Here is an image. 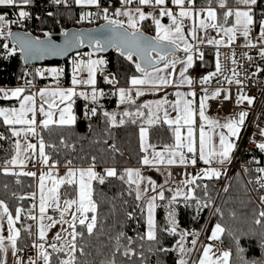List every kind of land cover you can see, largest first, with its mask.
Here are the masks:
<instances>
[{
    "label": "trees",
    "instance_id": "1",
    "mask_svg": "<svg viewBox=\"0 0 264 264\" xmlns=\"http://www.w3.org/2000/svg\"><path fill=\"white\" fill-rule=\"evenodd\" d=\"M99 1L104 6L111 8L116 6L114 0ZM233 4H238L237 0H227L228 6ZM17 5L23 6L22 0H18ZM24 6L36 7L39 14L43 16L42 20L35 19L33 21L40 27L37 35L41 37L45 34L62 33L73 27L95 25L87 23L84 19L82 21L76 19L78 9L74 5V0H66L62 3H56L55 0H31L28 5ZM195 7L217 9L218 25H230L233 21V18L230 17L228 22L224 23L225 9L219 8V0H195ZM0 14H6V20L10 21L7 9H0ZM253 14L254 20L259 23L261 13L253 10ZM139 28L154 35V26L148 19L140 22ZM3 33L0 35V86H43L53 82L55 78L63 84L70 83L73 64L69 62L68 58L62 61L65 63V69L58 77L51 73L46 78L44 74H40L42 73L40 68L49 66L52 69H57L56 66L62 62H46L42 67L24 65L18 50L10 45L7 32ZM176 51L185 53L180 49ZM202 53L203 58L197 57L195 63L196 71L201 73L199 76L211 73L216 69L215 50L207 48ZM92 54L105 61L101 73L106 72L115 77L116 85L108 83L106 78H99L101 87H113L111 92L114 93V97L111 99L101 98L98 105L87 103L81 97H77L75 99L77 117L75 124L72 126H50L47 129L41 126L37 137L43 138L45 152L50 156L49 161L55 162L59 167H67L68 160L72 161L71 167L90 166L92 157H95V169L100 175H105L104 169L106 168H115L118 176L124 175L126 169L142 165L141 160L144 152L141 149V127L148 130L149 144L156 150H164L166 146L174 145L175 137L172 130L174 127H169L163 121L149 125L147 119L150 113L147 108L143 107V103H119L115 89L128 86L133 76L141 75L135 69V64L138 63L135 56L132 61H129L126 56L121 55L120 51L111 50L105 53L94 51ZM170 57L174 58L168 56L167 59L169 60ZM163 64L162 62L159 66ZM28 81H31V84H28ZM13 102L16 104L17 101L0 99V106H10L14 104ZM91 107L97 108L96 116L85 115ZM137 110L143 111L145 116L136 117L134 114ZM105 111L116 113L117 121L123 119L124 123L112 126L108 118L103 115ZM125 111L133 113V115L124 117L122 113ZM132 120H135V123H132ZM0 137H3L0 138V201L8 206L14 219L16 210L24 209V212L20 214V219L15 221V225L21 233L17 240V247L21 249L19 252L25 254L27 248L37 242L36 220L28 218L27 215L31 211V214L36 216V207H32L35 205L32 196L37 191V180L36 176L5 173L4 169L11 167L8 162L14 158L16 141L12 135V126L5 124L1 117ZM61 140H63V144ZM50 145H55V148ZM112 145H115L117 150H113ZM204 166L203 163L201 167ZM247 176L254 177V174L249 173ZM224 180L223 176L219 179L197 180V185H208L207 194L202 187L191 186L195 188V195L198 199H211L209 207L202 208L199 213L194 207L195 200L186 202L181 197L173 205L176 209L178 222L177 232L199 234L198 238L191 234L185 238L184 247L186 249L193 247L191 240L194 238L197 239L198 244L183 258L187 262L190 259L189 264H196L201 259L203 247L215 224L220 223L225 228V232L219 242L223 243L222 248L225 247L231 252L229 264H245V261L248 264H264V218L259 217L261 208L247 187L240 171L232 169L223 184ZM225 188L228 190L224 191ZM92 189L93 200L96 203L94 215L97 218L93 234L88 235L84 227L77 224L76 231L84 232V236L77 237L76 251L72 253L65 249L60 252L53 251L51 247H48L50 264H61V261L70 258H74L75 264H111L112 261H115V264H179L181 259L180 235L163 231L169 226L167 205L172 196L164 193L165 199L156 201L154 218L157 225V239L149 241L146 238L140 239L147 232V213L145 203L135 199V185H129L126 179L106 177L104 184H99L98 180L95 181ZM186 204L189 206L186 207ZM215 209H219L220 212H216ZM129 213H131V218ZM256 219H261V224H256ZM117 237H119V241ZM129 237L132 239L131 244L127 239ZM127 247L135 250L136 254L124 256L123 252ZM81 248L84 249L83 254L79 250ZM161 248L168 249V251H160ZM238 248H243L244 252L240 253ZM241 256H243V260ZM0 257H3V253H0Z\"/></svg>",
    "mask_w": 264,
    "mask_h": 264
},
{
    "label": "snow or ice",
    "instance_id": "2",
    "mask_svg": "<svg viewBox=\"0 0 264 264\" xmlns=\"http://www.w3.org/2000/svg\"><path fill=\"white\" fill-rule=\"evenodd\" d=\"M31 0H22V5H28ZM56 3L66 2V0H55ZM126 3L132 2V0H125ZM137 2L141 5H153V6H164L167 3V0H137ZM173 4L180 8L179 18L173 14L172 11L167 8H162L160 11L161 16H168L172 21V26L165 27L161 24L159 19L153 17V21L156 25V35L153 38H149L144 35V33L139 28V23L146 20L148 17L137 8L136 15L134 16L131 11H116V16H126L128 18L127 29L125 28L124 22L120 20L110 19L107 12V9H104V19L108 22V27L103 34V39H95L93 42L96 45L98 51H104L105 47L115 45L121 52V55L126 56L129 61L133 60L134 56L139 57L140 63L135 64V69L141 75L139 77L133 76L130 80L131 88H119L118 96L121 104L125 102L135 103V100L132 97V92L135 90L136 96H143L145 92L142 90L143 88H150L152 90H160L162 87H166L172 83V81L168 78V76L161 75L163 71L172 67L175 69L176 59H173L171 62L168 61V56H174L176 50L181 48L183 45V51L187 54L186 61L182 60L180 63L186 64L179 75L183 79L180 80V84H188L191 85L192 81L185 76L188 67L192 66L193 63V44L188 42L187 37L184 35L183 31V20L185 18H194L198 15L195 9V0H171ZM18 0H0V6H16ZM77 4H89L95 5L99 7V0H76ZM238 4H242L245 6L244 10L239 9H229L227 5V0H219V7L226 9L224 12V23L228 22L230 17H234V25L232 27H224L223 25H218L217 23V12L212 7L207 9V21L205 19L199 20V28L203 30H207L208 28L217 29L219 32L223 34V36L227 37V42L225 40H216L209 39L207 42L209 44H213L216 46L224 45L230 46L237 37L239 33L242 35L246 41L245 47L255 49L257 48V43H254L250 39V35L252 32V26L256 23L254 20L253 14V6L257 5L258 0H237ZM190 5L191 7H186L185 5ZM204 10H200L199 14H203ZM91 13L87 14V16L82 17V19L90 16ZM29 16V12L21 10L19 12L20 18H26ZM4 15H0V35H3V26L7 24ZM131 29L132 31H128ZM8 35L11 36L12 33L9 31ZM67 36L68 33H65ZM74 37L78 36L80 38V43H83V37L86 35L84 33L73 34ZM192 39L198 40L199 42H203V40L198 37L197 29L193 27L192 29ZM259 42L261 43L259 56L261 59H264V18H262L259 22ZM5 47H7L5 45ZM23 50V49H22ZM31 50V49H29ZM14 51V49H13ZM153 53L156 54L158 59L153 57ZM247 55V54H245ZM200 58H203V53H200ZM247 59L251 61L253 57L251 55H247ZM163 62V69L159 67V64ZM231 63L233 65H237V61L234 58L231 59ZM105 64L104 60H91L89 59L87 62L80 61L73 66V77H72V88L68 89H60L56 91H49L48 89L40 90L37 94L39 95L41 101L46 103L48 106V110L41 105L39 109H37L36 104V96L32 94L24 95L25 88L17 87L14 90H5L0 88V96L4 99L15 98L20 100L19 108H0V117H3V122L9 126H12V135L15 137L21 136V131L16 130L15 126H21L24 136L31 134L33 136L38 135L37 133V120L36 113L39 111L43 114L45 119L42 121V128L47 129L50 126H67L73 125L76 122V115L73 112V105L75 100L73 99L76 96L82 97L86 101H90L92 104L98 105L100 98H102L105 93L103 90H97L96 88V72L101 66ZM83 70L87 71V79L78 78L77 74ZM51 73L54 76H59L62 73V69H51ZM232 72V78L225 77L229 84L236 83L237 85H242V81L238 79L239 73L236 70V67L230 69ZM264 71V69H258L256 73L253 75H258L259 72ZM221 72V65L219 61L216 65V73ZM213 73L212 75H216ZM43 75V73H40ZM107 79V78H106ZM209 78H205L204 83H207ZM108 83L115 84L117 81L113 76L112 79L107 80ZM31 84V81L27 82ZM78 85H90L91 92H77L76 86ZM221 92L219 90L213 92L211 95L207 93L201 98L199 102L198 115L199 118L203 121V124L199 128V137H198V147H197V139L194 133V125L196 124V115L197 110L193 108V100L186 99L185 94L181 92H177L175 95L177 97L175 103H170L167 99L160 100L156 102L155 110H152L149 105H144V108H149L150 116L147 119V123L149 125H153L159 123L161 119L163 122L167 124L169 127L175 126L172 130L175 137L174 145L166 146L163 152H157L154 150V146L150 145L147 142V129L141 127L140 129V139H141V149L146 155L143 156L141 163L145 166L156 167L159 165L171 166V165H183L187 166L191 164L193 166L197 163V158L205 165L209 167L201 169L199 175L192 177L191 179H186L183 181L185 188L188 190L185 192L181 189H177L175 194L171 197L167 207V221L168 227L163 229V231L168 232L173 235H180L179 242V252L181 253V259L179 260V264H187V260L184 259V255L187 252L193 251L197 244V239L194 238L191 240L192 248L186 249L184 247V240L188 235H193L198 238V233H187V232H177L178 222L176 218V209L173 207L174 204L177 203L178 198H183L184 201L195 200L196 204L194 205L197 213L202 208L209 207L211 203V199L201 200L198 199L195 195V188L191 187L195 185L196 187H202L207 194L208 185H197L196 181L200 179H208L212 178L219 179L222 173V167L231 162L232 153L236 147V145L232 142V137H236L239 134L240 126L244 124L245 118L248 115L247 112H240L237 119L229 118L226 123H221L219 120L210 119L206 114L207 101L209 99H215L220 96ZM188 96L195 97V92H190L187 94ZM59 98V104L56 103V98ZM247 101L248 104L253 102L252 98L241 93L238 96L237 103H242ZM60 104H63L64 107H59ZM165 105H169L173 111H177L178 115L173 119L170 118L168 109ZM58 109V118L54 119L56 113L53 109ZM163 111V117L159 115V113ZM31 113V118H29V114ZM85 115L96 116L97 108L91 107L88 109V112ZM103 115L108 118L110 124L112 126H117V124H123L124 120L121 119L117 121L116 113H109L107 111L103 112ZM124 117H130L133 113L125 111L122 113ZM136 117H144L145 113L141 110H137L134 114ZM132 123H135V120H132ZM187 127V134L182 135L181 129ZM208 129V131L205 130ZM227 129V135L220 131L219 135V143L218 145L214 142L213 137L217 134L216 129ZM3 138V137H0ZM63 144V140H61ZM55 148V145H50ZM67 147V145H65ZM257 147L264 152V143H260ZM113 150H117L115 145H112ZM149 148H153V151L150 153L151 158H149ZM16 156L8 163L10 165H23L24 160L20 159L21 156V144L19 141L16 142ZM37 149L36 144L28 143L24 146L25 159H33L35 156V150ZM32 150L33 155H27V152ZM185 150L189 155H186ZM198 152V157H197ZM40 163L49 168V171L46 173H42L39 179V189H40V197H39V217L32 215L31 211L28 212V218L32 220H39L38 227V237L40 241H44L46 238V233L49 228L54 227L57 223L61 225L67 223L69 228L71 229L68 232V236L71 237V240L68 241L70 248L68 249L70 252L74 253L77 249L76 239L77 237H83L84 232H77L76 227L77 224L83 226L88 235H92L93 231L97 224V218L95 215L89 216L87 213L96 212V203L93 200V189H92V181L98 180L99 184H104L106 177H116L120 180H125L129 185H135V199L140 201L144 199L147 195L149 189L141 190V184L147 179L148 185H150L151 191L156 192V183L155 181L146 178L142 175L139 169H126L124 175H119L115 168H106L104 169L105 175H100L95 171V161L96 158L92 157V163L87 169H76L71 167L72 161L68 160L67 166L68 170L65 177L57 179L53 177V170L56 168V163L49 164L50 156L45 152V143L43 138L39 140V152H38ZM218 164L221 167H213V164ZM258 163V162H257ZM5 173L9 172L8 168L4 169ZM258 171L261 175L255 181V183L259 184L261 188H264V167L258 168ZM26 176L35 177L37 174L35 172H23L19 173ZM77 174L79 177L78 180V196L76 199H66L64 201V206L61 207L60 197L58 194V189L63 184H77ZM169 175H171L169 173ZM46 180H51V187L47 188V194L45 192ZM252 181H250L251 183ZM228 189L225 188L224 191ZM171 191V190H170ZM131 194V193H129ZM33 198H35V194H33ZM24 199V197H21ZM164 200V190L162 189L156 194L149 197L145 202V210L147 213V232L144 236H141L140 239H147L149 241H155L157 239L156 235V221L154 218V211L156 208L157 200ZM261 202L264 203V196H261ZM75 206L76 212L72 214L71 221H67L64 219L65 215L70 212V210ZM186 207L189 205H185ZM33 208L36 205L32 206ZM48 208H52L54 210H58L60 212V219L57 221L52 216H46V212ZM0 209H3V213L7 216V222L9 225L10 235L8 240L11 245V250L13 255L21 251L17 247V240L20 237V230L13 227L15 221L20 219V214L24 212L23 208H18L16 210L15 219L13 215L8 210V206L0 201ZM216 212H220L219 209H215ZM223 215V213H220ZM129 217L131 218V213H129ZM259 217L264 218V211L259 212ZM3 219V216H0V220ZM45 219L49 221L46 225L44 223ZM261 219H256V224H261ZM30 231V230H29ZM225 232V228L217 223L214 226V230L211 232V236L209 239L211 240H219L220 237ZM123 235V233H121ZM4 237L0 235V253L6 254L8 252V248L5 247ZM61 237L59 235L56 236V240H60ZM129 244L132 243V239L127 238ZM119 241V237H117ZM238 245V241H237ZM33 247L38 249V255L43 259L44 264H50V254L47 252L44 243L33 244ZM51 248L53 251H65V247L61 246L57 248L55 243H52ZM83 254L84 249H79ZM119 251V248H117ZM160 251H168V249L161 248ZM240 253L244 252L243 248H238ZM135 250L130 247L125 248L123 252L124 256H132L135 255ZM213 253L212 245H207L203 247L202 258L199 259L196 264H229V260L231 257L230 251H224L219 256H215ZM243 260V256H241ZM0 264H7L5 258L0 257ZM16 264H23V260L18 258ZM29 264H36L35 260H30ZM61 264H75L74 258H70L67 260L61 261ZM111 264H115V261H112ZM245 264H248L245 261Z\"/></svg>",
    "mask_w": 264,
    "mask_h": 264
},
{
    "label": "built area",
    "instance_id": "3",
    "mask_svg": "<svg viewBox=\"0 0 264 264\" xmlns=\"http://www.w3.org/2000/svg\"><path fill=\"white\" fill-rule=\"evenodd\" d=\"M168 6H172L171 1H167ZM137 0H132V2L125 3L120 10L125 9H133L139 6ZM189 6V5H187ZM78 9L76 15V19L78 21H82V17L84 15L80 8ZM29 16L26 18H20L17 12V7L13 6L7 9L10 17V25L6 26V30L8 29H19L27 32H32L37 35V32L40 31V27L35 24L33 21L35 19L42 20L43 16L39 14L36 7H28ZM104 9H107L108 16L110 19L120 20L124 22V25L127 26L128 18L125 16H116L115 12L119 11L118 8H111L108 6H99L98 10L95 13H91L90 16L84 18L87 23H102L106 21L104 19ZM253 10H256L261 13V19L264 18V0H260L257 5L253 6ZM260 19V20H261ZM260 22V21H259ZM8 32V31H3ZM250 39L257 43V48L251 49L245 46H237L235 44H231L230 46H219L216 50V65L219 61L221 65V72L216 73V69L209 73L207 83H204L205 80L196 81L194 88L196 90H204L214 91L219 90L221 92L220 96L215 99H209L207 101L206 114L210 119L219 120L221 123H226L229 118L237 119L239 113L244 111L247 112L248 115L245 118L244 124L240 126L239 138L236 145V150L233 152V160L229 167L228 173L232 169L238 170L242 173L244 180L246 182L247 187L250 189L254 199L259 204L261 211H264V203L261 202V196H264V188H261L259 184L255 183V181L261 175L258 171V168L264 167V152H262L257 145L260 143H264V71L259 72L258 75H253L256 73L258 69H264V59H261L259 56V51L261 47V43L259 40V23L254 24L252 27V32L250 35ZM202 51V49H200ZM234 58L238 62L237 65H233L231 63V59ZM251 55L253 59L249 61L247 59V55ZM89 56L82 53H76L71 55L68 60L71 64H76L80 61H88ZM42 67V66H38ZM236 67L237 72L239 73L238 79H240L243 83L242 85H237L236 83L229 84L225 77L232 78L231 68ZM57 69H65V63H61L56 66ZM41 72L44 74L46 78L51 75L52 67L46 66L44 68H40ZM216 73V75H212ZM113 89L112 86H105V95L106 98H113L114 93L111 92ZM225 94H224V93ZM243 93L244 95L252 98L253 102L248 104L247 101L242 103H237L238 96ZM168 98H172V94L168 96ZM28 140H33V138L29 135L27 137ZM258 162V163H257ZM197 166H202L203 163L197 159ZM249 173L254 174V177H248ZM227 179V177H226ZM224 180L223 184L225 183ZM250 181H252L250 183ZM33 202L35 203V198H33ZM50 215L55 219H60V212L58 210L51 209ZM60 245V243H56ZM210 245L216 246L217 248H222L223 243L219 241H211ZM27 253L36 252V248L31 246L27 248ZM19 256H23L24 253L19 252Z\"/></svg>",
    "mask_w": 264,
    "mask_h": 264
},
{
    "label": "crops",
    "instance_id": "4",
    "mask_svg": "<svg viewBox=\"0 0 264 264\" xmlns=\"http://www.w3.org/2000/svg\"><path fill=\"white\" fill-rule=\"evenodd\" d=\"M114 1H115V4H116L115 8H118L119 11H121V12L131 11L132 14L135 16L136 15V11L135 10L137 8H139L141 11H143L144 14L148 17L147 19L154 26V30H153L154 31V35H156V25H155V23L153 21V17H155L156 19H159L161 24H163L165 27L172 26V21H171V19L168 16H166V15L165 16H161L160 15V11H161L162 8H167L168 10L172 11L173 14L176 15L179 18L180 8L178 6H176L175 4H173V3H172V6H168L167 3L164 6L139 5V6L135 7V8H133V9L120 10L123 7V5H124L125 0H114ZM74 5H75V7L80 8V10H82L84 15H87L89 13H95L98 10V7L95 6V5L77 4L76 0H74ZM99 6H101L100 1H99ZM185 6L186 7H190V6H187V4ZM10 7H13V6H0V9H2V8L8 9ZM16 7H17L18 15H19V12L21 10L29 12V9H28L27 6L16 5ZM195 9H196L198 15H196L194 18H185L183 20L184 35L187 37L188 42L193 44V46H194L193 47V63H192L191 67H188L187 72L185 73V76L192 81V84L188 85L186 83L185 84H180L179 83L180 80L183 79L182 77H180L179 73L184 67H186V64H182V63H180V61H182V60L186 61V56H187L186 53L179 52V53H182L183 56L174 57L173 58V59H176V61H177L176 64H175V69L173 70L172 67L169 66L168 69H166L165 71L160 73L161 75L168 76V78L172 81V83L170 85H168L166 87H162L160 90H152L150 88H143L142 90L145 92V95H143V96H136L135 90H133L132 97L135 100V103L139 102V103H143V105L147 104V105H149V107L152 110H155L157 101L167 99V101H169L170 103H175V101L177 99L175 94L177 92L184 93L186 99L194 101L193 108L195 110H197V115L195 117L196 124L194 125V133H195V136H196V139H197V147H198V133H199L198 128L203 123V121L199 118L198 109H199V102L201 100V96L203 94V91H200V92L196 93V91H195V89L193 87L194 78L197 75V71H196L197 67L195 66L196 65L195 64L196 63V54L198 53V50H199L200 47H207V48H213V49L219 47V46H216V45H213V44H209L207 42L209 39H216V40L223 39V40H225L226 37L223 36V34L221 32H219L217 29H213V28H208L207 30L200 29L199 28V20L200 19H205L207 21V9L208 8H195ZM200 10H204L203 14H199ZM0 15H4L5 18H6V14H0ZM7 16H8V14H7ZM139 25H140V23H139ZM193 27H195L197 29V35H198V37H200L203 40L202 43L199 42L198 40H193L192 39L191 33H192ZM180 50L183 51V45H181ZM168 61L171 62V60H168ZM159 67L163 69L164 64L162 66H159ZM101 70H103V68L102 69L99 68L97 70V72H96V88H97V90L105 91V88H103V87H101L99 85V78L101 77V75H100L101 74ZM198 73H199V71H198ZM77 76L80 79H87V71L83 70V71L79 72L77 74ZM139 76H137V77H139ZM72 77H73V71H72L71 81H70L69 84H63L60 80H57L55 78V80L53 82L47 83V84H45L43 86L19 85V86H15V87H8V86L7 87H3V86H0V88L5 89V90H14L17 87H23V88H25L24 95L32 94V95L36 96L37 109H39V107L42 105L45 108V110H48L47 104L43 103L41 101V99H40V97H39V95L37 93L40 90H43V89H48L49 91H56V90H60V89L72 88L73 87V85H72ZM119 88L128 89V88H131V84L129 82L128 86L118 87V88L115 89L118 101H119V96H118V89ZM91 90L92 89H91L90 85H78V86H76V91L78 93L81 92V91L86 92V93H90ZM190 92H195V94H196L195 97L188 96L187 94L190 93ZM170 94H172L173 97L171 99H168L167 97ZM77 97H80V96H76L73 99L75 100ZM0 99H4V98H2V96H0ZM4 100H12V101H17V102H16V104L13 102L14 104H11L10 106H0V108H17V109L19 108L20 100H17L15 98L4 99ZM86 102L87 103H91L90 101H86ZM56 103L59 104V98L58 97L56 98ZM119 103H120V101H119ZM125 103H129V102H125ZM59 107H64V105L60 104ZM165 107L168 109L170 118L174 119L178 115V112L177 111H173L169 105H165ZM147 109L149 111V108H147ZM53 111L56 113V116H54V119H57L58 118V109L54 108ZM73 112L76 115L75 103L73 105ZM205 114H206V111H205ZM159 115L161 117H163V111H161L159 113ZM1 118H3V117H1ZM29 118H31V113L29 114ZM44 119H45V117L43 116V114L40 113L39 111H37V113H36L37 133H38V130L41 127L42 121ZM160 121H163V119H161ZM67 126H72V125H67ZM173 127H175V126L173 125ZM15 129L21 131V136L20 137H15V136L14 137H15V141L16 142L19 141L20 144H21V156H20V159L24 160L25 162H24V164L22 166L21 165H11L10 168L13 170L14 174L16 173V175H20L19 173H23V172H36L37 175L40 176V173L42 171V169L40 168V165H39L40 160H39V156H38L39 140L40 139L37 137V135L33 136V135L29 134L33 138V140H28L27 137L29 135H27V137L24 136V133H23V130H22L21 126L16 125ZM181 131H182V135H186L187 134V127L182 128ZM147 142L149 143L148 130H147ZM174 142H175V140H174ZM28 143H32V144H36L37 145V149L35 150V156L33 157V159H25L24 146L26 144H28ZM154 150L157 151V152H163L165 149L164 150H156V149H154ZM16 151H17V149H16ZM16 151H15L14 158L16 156ZM152 151H153V148H149V153H148L149 154V158H151L150 153ZM185 153H186V155H189V156L191 155V154H188L186 152V150H185ZM27 155L32 156L33 155L32 150H29L27 152ZM144 155H146V153H144ZM197 157H198V152H197ZM50 164H52V162H50ZM213 165H214V167L217 166V164H215V163ZM226 165L227 164H225L224 166L226 167ZM88 167L89 166H80V167H74V168H76V169H81V168L87 169ZM56 168L58 170V173L60 171L65 172V171L68 170V166L67 167H65V166L59 167V166L56 165ZM188 168H190V170H191L192 168H201V167H196V166H193L191 164H188L187 166H183V165H179V164L171 165V166L159 165V166H156V167L145 166V165L142 164L140 167L131 168V169H139L141 171L142 175H144L148 179H151V180L155 181L156 186H157L156 187V192L151 191L150 185H148L147 179H146L141 184V190H144L146 188L149 189V190L147 192V195L144 197V199L140 200V202L141 203L142 202L145 203V201L149 197H151L152 195H156L161 190V186H162V189L164 190V193L167 194L168 196H173L177 189L184 190L185 186L183 184V181L187 179V174H189L188 173ZM95 171H96V169H95ZM169 173L171 175L169 177L168 183L166 184V182H165V180L163 178V175L164 176L165 175H169ZM78 180H79V177H78V174H77V184H73L75 189L70 190L69 192H67L68 197L74 198V196H75V199L77 198V196H78ZM95 181H97V180L92 181V185H93V183ZM165 184H166V186H165ZM60 187L63 188V189L68 188L67 184H63ZM166 188L167 189L168 188L171 189V191L167 190ZM63 189H61V190H63ZM61 190H60V192H61ZM74 210L76 212V208H74ZM0 213L3 215V217L5 219V226H6V230H7V236L6 237L8 238L9 235H10V231H9V225H8V222H7V216L3 213V209H0ZM13 227L17 229L15 223H14ZM0 235L3 236V234L1 233V229H0ZM53 243L56 244V243H60V242H53ZM57 246L60 247V246H62V244L60 243V245H57ZM212 247H213V249H215V246H212ZM18 253L13 255V257L15 258V256L16 257L18 256L20 259L24 258V254H23V256H19ZM36 253H38L37 248H36L35 254ZM201 258H202V256H201ZM6 261H7V259H6ZM37 261H38V256H37L36 262ZM7 264H9V263L7 262ZM14 264H16V263H14ZM26 264H28V263H26Z\"/></svg>",
    "mask_w": 264,
    "mask_h": 264
},
{
    "label": "water",
    "instance_id": "5",
    "mask_svg": "<svg viewBox=\"0 0 264 264\" xmlns=\"http://www.w3.org/2000/svg\"><path fill=\"white\" fill-rule=\"evenodd\" d=\"M108 27V22L96 24L91 27H73L62 33L45 34L44 36L36 35L32 32H27L19 29H11V36L8 35V41L12 47H15L21 55V60L24 65L43 66L46 62H62L76 53H82L86 50L98 51L95 43V39H103V34ZM127 29V26L125 25ZM141 30V29H140ZM128 31H132L128 29ZM145 36L149 38L155 37V35L141 30ZM65 33H68L66 36ZM84 33V42L80 43V38L73 34ZM23 49V50H22ZM31 49V50H29ZM120 51L115 45L105 47L104 51ZM182 53L175 52L173 57H181ZM137 58L140 63L139 57ZM153 57L158 59L155 53ZM162 63V62H161ZM160 63V64H161ZM102 78L112 79L113 75L106 72H102ZM113 85H116L113 84Z\"/></svg>",
    "mask_w": 264,
    "mask_h": 264
},
{
    "label": "rangeland",
    "instance_id": "6",
    "mask_svg": "<svg viewBox=\"0 0 264 264\" xmlns=\"http://www.w3.org/2000/svg\"><path fill=\"white\" fill-rule=\"evenodd\" d=\"M125 3H126V2H125ZM125 3H124V4H125ZM219 8H220V7H219ZM228 8H229V9H239V10H244V9H245V6H244V5H240V4H233L232 6H228ZM220 9H221V8H220ZM222 9H223V8H222ZM215 10H216V12H217V9H215ZM225 11H226V9H225ZM232 18H233L232 23H231L230 25H226V26H224V27H232V26L234 25V17H232ZM9 25H10V21H8V23L5 24V26H3V31L5 30V31H8V32H9L10 29H8V30L5 29L6 26H9ZM253 26H254V25H253ZM253 26H252V27H253ZM8 32H7V33H8ZM225 42H227V37H226V39H225ZM258 42H259V40H258ZM245 43H246V41H245L244 37L238 33V34H237V37H236V39H235V41H234L233 43H231V44H235V45H237V46H244ZM93 52H94L93 50H86V51H84L83 53H84L85 55H88V56L90 57L91 60H100L97 56H95V55L92 54ZM169 60L172 61L173 58L170 57ZM85 62H87V61H85ZM102 68H103V66H101L100 69H102ZM208 76H209V75L206 74V78H208ZM215 91H217V90H214V91H208V92H203L201 98H202L206 93H207L208 95H211V94H212L213 92H215ZM223 93H224V92H223ZM224 94H225V93H224ZM202 124H203V123H202ZM202 124H201V125H202ZM201 125H200V126H201ZM199 128H200V127H199ZM199 128H198V130H199ZM195 129H196V128H195ZM205 130L208 131L207 128H205ZM220 131H223L226 135L228 134V133H227V129H220V128H217V129H216V133H217V134L213 137L214 142H215L217 145H218V143H219V135H218V133H219ZM198 137H199V133H198ZM238 138H239V134H238V136H236V137H232V138H231V139H232V142H233L235 145H237ZM59 148H61V146H59ZM234 150H236V147H235ZM232 160H233V154H232L231 162H232ZM231 162H230V163H227L228 166L226 165V167H225V166L222 167V173H223V174H222L221 176H223V177H226V176H227L228 171H229V167H230V165H231ZM49 164H50V161H49ZM39 165H40V168L42 169L40 175H41L42 173H46V172L49 171V168L46 167L45 165H43L42 163H39ZM204 165H205V164H204ZM207 167H209V166H208V165H205L204 167H201V168H192V169L190 170V172H188L189 174H187V179H191L192 177L199 175L200 172H201V169H203V168H207ZM213 167H214V166H213ZM216 167H217V168H220L221 166L217 164ZM9 172L14 173L13 170H12L11 168H9ZM35 173H36V172H35ZM66 173H67V171H65V172L60 171V172L58 173L57 168H55V169L53 170V177H54V178H57V179H60V178L65 177ZM15 174H16V173H15ZM36 174H37V173H36ZM38 177H39V175H36V180H37V191H36V193H35V201H36V202H35V205H36V216H37V217H39V197H40V189H39V179H38ZM169 177H170V175H165V176L163 175V178H164L166 184H167L168 181H169ZM45 184H46L45 192H46V194H47V188H48V187H51V180H46V181H45ZM166 184H165V186H166ZM63 187H64V186H63ZM67 187H68V188H65V189L59 187V189H58V194H59V197H60V204H61V207L64 206V201H65L66 199H75V196H74V198H71V197H68V195H67V192H69L70 190L75 189L74 186H73V185H69V184H67ZM61 189H63V190H61ZM166 189H167V188H166ZM60 190H61V192H60ZM167 190L170 191L171 189L168 188ZM187 190H188V189L184 187V190H183V191L186 192ZM74 208H75V207L73 206V208L70 210V212H69L68 214L65 215V217H64L65 220H67V221H69V222L71 221V216H72L73 213H75ZM51 209H52V208H48V209H47L46 216H51V215H50V210H51ZM87 215L89 216V218H91V216H93L94 213H93V212H89V213H87ZM0 216H3V215L0 213ZM154 217H155V211H154ZM44 223L47 225V224L49 223V221H48L47 219H45ZM38 227H39V220L37 219V220H36V234H37V240H36V241H37V242H35V244L44 243L47 252H48V246L51 247L50 245H51L53 242H60V243L62 244V246L65 247V249H67V250L70 248V245L68 244V241L71 240V237L68 236V232H70L71 229L69 228V226H68L67 223H65V224H63V225H61L60 223H57L54 227L49 228L48 231H47V233H46V238H45L44 241H40V240H39V237H38ZM0 229H1V233L3 234V236H4V238H5V239H4L5 247L8 248V252H7V254H6V257H5V254H3V258L7 259V262H8L9 264H12V263L14 264V263L17 262V259H18L19 257H18V256H17V257L15 256V258L13 257V253H12V250H11L10 242H9L8 238L6 237V236H7V230H6V226H5V219H4V217H3L2 220H0ZM213 230H214V229H213ZM213 230H212V231H213ZM57 235H59V236L61 237L60 240H56V236H57ZM210 236H211V235H210ZM219 240H220V239H219ZM219 240H216V241H219ZM210 241H212V240H211V239H208V240L206 241V243H205V246L210 245V244L208 243V242H210ZM197 244H198V242H197ZM197 244H196V245H197ZM57 248H58V247H57ZM216 249H217V250H216ZM37 250H38V249H37ZM224 251H228V250H227L225 247L219 250V248H216V246H215V249H213V253L215 254V255L213 256V258H215V256H219V255H220L222 252H224ZM37 256H38V261L36 262V264H44L43 259L39 257L38 253L35 254V252H34V253H25V254H24V258H22V260H23V264H26V263L29 264V261H30V260H35V261H36V260H37ZM189 262H190V259H189V261L187 262V264H189Z\"/></svg>",
    "mask_w": 264,
    "mask_h": 264
}]
</instances>
